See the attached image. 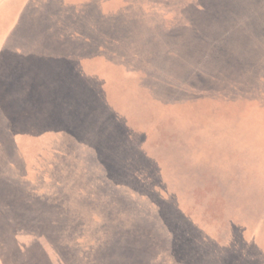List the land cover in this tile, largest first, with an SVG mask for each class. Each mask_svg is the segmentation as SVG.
<instances>
[{
    "label": "rangeland",
    "instance_id": "obj_1",
    "mask_svg": "<svg viewBox=\"0 0 264 264\" xmlns=\"http://www.w3.org/2000/svg\"><path fill=\"white\" fill-rule=\"evenodd\" d=\"M30 1L116 43L65 115L0 88V264H264V0Z\"/></svg>",
    "mask_w": 264,
    "mask_h": 264
},
{
    "label": "crops",
    "instance_id": "obj_2",
    "mask_svg": "<svg viewBox=\"0 0 264 264\" xmlns=\"http://www.w3.org/2000/svg\"><path fill=\"white\" fill-rule=\"evenodd\" d=\"M61 2L80 4L79 0ZM18 23L0 36V75L6 73L0 76V88H5L7 83L12 88L13 83L21 82L22 89L32 90L37 94L32 97L41 100L34 106L44 107L47 114H67L66 106L75 104L72 100L81 96L80 91L91 88L90 78L94 77L91 74L106 67L94 64L99 53L96 46L91 48L89 44L96 40V23L85 24L93 26L92 34L67 32L63 27L59 29L58 21L49 24L46 19L37 28L31 22V28L25 27L23 33L17 27Z\"/></svg>",
    "mask_w": 264,
    "mask_h": 264
},
{
    "label": "trees",
    "instance_id": "obj_3",
    "mask_svg": "<svg viewBox=\"0 0 264 264\" xmlns=\"http://www.w3.org/2000/svg\"><path fill=\"white\" fill-rule=\"evenodd\" d=\"M105 25H110V23H103V24H101V28H104L105 27ZM101 35V36H100ZM99 35V37L97 36L95 39V41H93V42H90L89 44H91V47H93V46H96L97 47V45H98V42H99V40L98 39H100V37H102V39L104 40V41H106V42H104L101 46H103V45H106V44H109L110 43V45H112V44H115L116 43V39H115V37H113V35L112 34H110L109 32L107 33L105 30H103V33H101ZM118 42V41H117ZM100 47V46H99ZM98 47V48H99ZM109 47V46H108ZM97 48V49H98ZM107 48V47H106ZM90 79H94L93 77H91ZM88 90H90V89H88ZM87 90V91H88ZM81 92V91H80ZM7 222H10V221H7Z\"/></svg>",
    "mask_w": 264,
    "mask_h": 264
}]
</instances>
